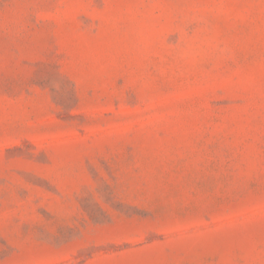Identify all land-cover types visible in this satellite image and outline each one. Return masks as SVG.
<instances>
[{"label": "rangeland", "instance_id": "obj_1", "mask_svg": "<svg viewBox=\"0 0 264 264\" xmlns=\"http://www.w3.org/2000/svg\"><path fill=\"white\" fill-rule=\"evenodd\" d=\"M0 264H264V0H0Z\"/></svg>", "mask_w": 264, "mask_h": 264}]
</instances>
